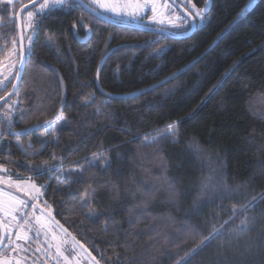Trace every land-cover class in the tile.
<instances>
[{
	"label": "trees",
	"instance_id": "16d2710c",
	"mask_svg": "<svg viewBox=\"0 0 264 264\" xmlns=\"http://www.w3.org/2000/svg\"><path fill=\"white\" fill-rule=\"evenodd\" d=\"M174 1L186 12L207 5V0ZM208 2L205 24L186 40L112 27L74 3L45 15L29 45L12 99L16 107L9 138L0 143V166L12 179L46 188L38 207L47 203L52 216L100 264H264V0H255L258 6L246 15L241 13L249 0H229L226 8L223 0ZM19 7L15 4L14 14ZM8 14L0 23V61L17 45L15 16ZM104 58L99 91L96 74ZM173 74L178 75L169 81ZM56 115L63 119L53 133L34 136ZM170 124L179 129V143L159 139ZM154 138L158 143H149ZM193 143L202 155L193 151ZM141 154L151 156V162L145 159L147 167L136 169L137 181L147 187L167 175L178 190L176 205L149 209L170 210L177 220L174 227H161L152 215L134 219L118 204L113 210L106 186L95 189L91 209L73 206L70 196L77 189L84 199L97 180L115 179L117 171L126 175ZM90 160L96 168L87 167ZM105 160H111V169L101 175ZM85 168L79 183L76 176ZM209 174L215 175L217 187L201 193L200 182ZM65 188L53 195V189ZM253 199L254 207L243 213ZM234 210L237 215L232 216ZM89 212L111 215L117 223L93 224L85 219ZM242 220L248 230L232 231ZM224 221L228 231L207 246L201 244ZM185 228L190 230L181 231ZM29 235L27 244L16 242L30 247L27 254L12 252L5 244L0 259L57 264L55 249H48L43 235Z\"/></svg>",
	"mask_w": 264,
	"mask_h": 264
},
{
	"label": "snow or ice",
	"instance_id": "6c2138e0",
	"mask_svg": "<svg viewBox=\"0 0 264 264\" xmlns=\"http://www.w3.org/2000/svg\"><path fill=\"white\" fill-rule=\"evenodd\" d=\"M168 2L173 3V6H175L174 0H168ZM228 2L229 0H223L221 6L226 8ZM31 3L36 5V0H31ZM0 5L3 6L2 10L4 12L9 11L10 6L15 7L14 0H0ZM257 6L255 0H249L248 6L245 7L241 15H246L249 8H255ZM65 7H67L66 0H43V2L39 3L36 7H29L28 4H24L23 7L20 8L21 13L27 9L26 23L31 31L26 36L21 37L19 50L16 51L14 49L18 61L22 64L25 63L31 53V48H26L22 41L26 39L30 45L33 41L34 35L39 31L43 17L50 13L54 8L62 9ZM101 7L105 12L113 13L117 17H129L133 20H140L141 22L147 18L155 24H164V20L158 18L156 0H136L135 7L132 8L130 12L121 9L119 4H113L111 6L101 5ZM193 8H195V5H193ZM93 11L96 10L94 9ZM208 22L210 23V21ZM203 24H205L204 10H189L186 15H181L178 18V22H171V28L176 30L184 29L186 34L200 29V26ZM76 27V24H73L74 31ZM196 62H198V60L192 62L190 65H186L184 69H181V73L187 71L189 67L194 66ZM17 72H20V69H17ZM177 75L178 74H173L172 77H169V81L175 79ZM12 87L15 88V84H12ZM61 119H63V117H61ZM168 129L169 130L165 131L164 135L159 137V139L171 140L174 144L179 143L177 139L179 136V129L176 125L170 124L168 125ZM171 129H175V131H171ZM149 143L157 144L158 140L157 138H154ZM191 147L197 155L203 154L199 145L193 143ZM103 151L104 150H101V159H103ZM160 152H162V149L158 150L156 155H160ZM145 159L151 162V156L141 154L140 161L134 160L131 170L126 175L117 171L115 179L97 180L92 190L85 192L84 199H80L78 194L79 190L77 189V194L70 196L74 202L73 206L78 203L82 210L91 209L93 201L97 199L95 189L106 186L109 192V199L113 202L109 207H112L113 210H115L114 205L118 204L134 219H138L145 215H152L154 219L160 221L161 227H174L177 224V220L170 210L161 213H152L149 209L154 204L176 205L178 202V190L173 181L170 180L167 175L158 176L159 183H153L147 187L143 181H137L136 169L147 167V165L142 162ZM87 167L96 168L97 164L95 161L90 160L88 161ZM110 169L111 160H105L104 166L100 169L101 175H106ZM37 171H40V169L38 168ZM85 171H87V168L83 169L81 173L76 176V180L79 183L84 182L83 173ZM164 171H167L166 168ZM64 175H71V173H66ZM121 177H123L122 184ZM215 179L216 177L214 174L205 176L200 182L201 193L216 188L217 185L215 184ZM0 181H3L8 188H14L15 192H22L25 196H28V199L26 200L15 195L12 191L0 188V215L3 216V219H0V226H3L4 229L3 233L0 234V246L6 244L7 248L12 252H24L27 254L30 251V247H21V245L16 242L24 241L27 244V242L32 239L29 233H34L37 238L43 235L48 249H55L57 264H61V261L63 264H81L82 261H87V264H100V261L92 255V252H90L87 247H85V244L81 243L76 236H73L72 233L69 232L68 228L64 227L59 220H56L52 216V212L49 210V205L47 203H44V207L40 208L39 212H37L38 205L34 201L39 198L42 190L46 191V188H37L36 185H28L25 181L14 182L10 177L8 179L0 177ZM219 187H224V185H219ZM57 191H68V189H53V195H55ZM67 198L68 197H65V199ZM261 199H264V196H262ZM127 200H131L132 203L130 205L127 204ZM255 203V199L249 201L248 204L244 205L242 212L247 213L250 208L254 207ZM45 210H48L46 215ZM231 215H237L235 210ZM85 219L93 224L100 220H106L111 224L117 223L111 215L104 217L96 212H89L86 214ZM129 223L131 224L132 221L130 220ZM228 223V221H224L220 228L213 231L209 236L204 237L201 240V244L207 246L213 240L223 236L224 233L228 231V229L225 228V225ZM240 224L242 225L241 227H233L232 231L245 232L248 230V223L242 220ZM189 230L190 228H185L181 231ZM104 231L107 233V228H105ZM163 235H167V233L165 232ZM0 264H21V260L17 259L13 261L11 258L0 259Z\"/></svg>",
	"mask_w": 264,
	"mask_h": 264
},
{
	"label": "rangeland",
	"instance_id": "374dc122",
	"mask_svg": "<svg viewBox=\"0 0 264 264\" xmlns=\"http://www.w3.org/2000/svg\"><path fill=\"white\" fill-rule=\"evenodd\" d=\"M23 1L24 0H14V5L17 3L22 4ZM83 2H85L87 4V6H89L91 9H93V10L95 9L96 12L99 13L100 15H102L106 18H109L113 21H116V22H122V23L130 24V25H142V26H145V27H148L151 29L165 30V31L172 32V33H179L180 31L184 30V29L176 30V29L171 28V22H173V21L178 22V18L180 17V15L165 0H156L158 18L164 20L163 25L155 24L154 22L148 20L147 18H145L143 20V22H141L140 20H133L129 17H123V18L117 17L113 13L105 12L103 10V8L101 7V5L111 6L113 4H119L121 9H124V10L130 12L132 10V8L135 7L136 0H83ZM66 5H67V7L62 8L63 10H68L69 7H72L74 5V1L73 0H66ZM2 9H3V6L0 5V23H1V20L4 18L5 13H6ZM54 9H60L61 10V8H54ZM16 13L14 14V8L12 6H10L8 16L10 18H13V16H16ZM26 22H27V12H25L22 16L23 36H26L31 31L27 27ZM24 44H25L26 48L29 47V42L26 39L24 40ZM14 49L16 51H18V46L16 44H13L12 46L9 47L8 51H5L4 57L0 61V91L4 90L8 84L10 85V83H12V81L14 80V78L16 76V72L18 69V59H17V56L14 52ZM13 65H14V67H13ZM15 107H16V102H15V100H12V99L10 101H8L4 106L0 107V111L3 114H7L9 116V124H10V121L12 120V118L14 116ZM61 123H62V119H61L60 115H56L51 121L42 125L40 129H36V131L34 132V136H37L39 139H43L46 137L47 134L53 133L60 126ZM31 131L32 130H29V131H27V133H30ZM5 176H6L5 169L0 168V177H5ZM12 180L14 182L15 181H25L28 183V185L34 184L32 181L27 180V179H22V180L21 179H18V180L12 179ZM1 182H3V181H1ZM4 185L7 186L6 184H4ZM37 188H39V187H37ZM9 191L14 192L15 195L20 196L23 199H26V200L28 199V196H25L22 192H15L14 188H9ZM40 197H41V193H40L39 198L34 202L37 203L39 201ZM0 216H2V215H0ZM1 218H3V216ZM17 259H20V258H15L13 261H15ZM38 261L36 260V263H34V264H41ZM21 264H25V263L21 260ZM81 264H87V261H82Z\"/></svg>",
	"mask_w": 264,
	"mask_h": 264
},
{
	"label": "water",
	"instance_id": "95a60500",
	"mask_svg": "<svg viewBox=\"0 0 264 264\" xmlns=\"http://www.w3.org/2000/svg\"><path fill=\"white\" fill-rule=\"evenodd\" d=\"M74 3L77 5L78 8H80L81 10L85 11L88 15L92 16L93 18L109 25V26H112V27H116V28H121V29H127V30H133V31H138V32H141V33H146V34H151V35H156V36H162V37H166L168 39H171L173 41H181V40H186L188 38H190L196 30H194L193 32H188L186 34H175V33H172V32H168V31H165V30H158V29H151V28H148V27H145V26H142V25H130V24H126V23H122V22H116V21H113L109 18H106L102 15H100L99 13H97L96 11H93V9H91L89 6H87L85 3H83L81 0H73ZM180 16L181 15H186L187 12L182 8L180 7L175 1H174V5L173 6V3H169L168 0H165ZM209 0H207V5L205 6V8L203 9L204 12H205V17L207 16L208 14V10H209ZM43 2V0H36V5H33L31 2L27 3L29 5V7H36L38 6L39 3ZM19 9L16 13V16H15V23H16V30H17V44H18V50L20 48V45H21V37L23 36V32H22V24H21V20H22V16L25 12H27V9L24 10L23 13H21L20 11V8L23 7L22 4H19ZM22 43L24 44V40L22 41ZM25 46V44H24ZM105 61V58L102 60V62L100 63L99 65V68L97 70V74H96V86H97V89L99 91L100 88L98 86V74H99V71L103 65ZM24 66H25V63H21L20 61H18V69H20V72H16V76H15V79H14V82L13 84H15V88L11 87L9 93L4 96L2 99H0V107L5 105L8 101H10L11 99L14 98L15 96V93L17 91V88L20 84V81L22 79V76H23V73H24ZM40 209V208H38ZM46 211H45V215H46ZM4 231L3 229V226H0V234H2ZM4 246H0V251L3 249Z\"/></svg>",
	"mask_w": 264,
	"mask_h": 264
},
{
	"label": "flooded vegetation",
	"instance_id": "af4514ba",
	"mask_svg": "<svg viewBox=\"0 0 264 264\" xmlns=\"http://www.w3.org/2000/svg\"><path fill=\"white\" fill-rule=\"evenodd\" d=\"M8 93H6L5 95H3L0 99H2ZM8 138H9V116L7 114H3L0 111V143L3 142V141H7ZM0 168H3V167L0 166ZM5 172H6V176L4 178L5 179H8L9 178V170H5ZM16 180H18V179H16ZM4 184L5 183H3V182L0 181V188H3L5 190L9 191V188L7 186H5ZM1 217L2 216H0V219H2Z\"/></svg>",
	"mask_w": 264,
	"mask_h": 264
}]
</instances>
